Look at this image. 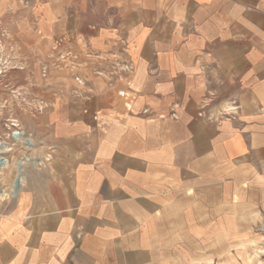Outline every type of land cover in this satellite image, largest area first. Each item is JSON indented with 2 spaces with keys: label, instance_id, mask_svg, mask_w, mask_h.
Returning a JSON list of instances; mask_svg holds the SVG:
<instances>
[{
  "label": "crops",
  "instance_id": "0c3cea01",
  "mask_svg": "<svg viewBox=\"0 0 264 264\" xmlns=\"http://www.w3.org/2000/svg\"><path fill=\"white\" fill-rule=\"evenodd\" d=\"M11 3L42 9L25 40L76 49L28 79L32 127L0 133V264H156L179 197L264 173V0Z\"/></svg>",
  "mask_w": 264,
  "mask_h": 264
},
{
  "label": "rangeland",
  "instance_id": "374dc122",
  "mask_svg": "<svg viewBox=\"0 0 264 264\" xmlns=\"http://www.w3.org/2000/svg\"><path fill=\"white\" fill-rule=\"evenodd\" d=\"M11 1L0 0V133L5 136L20 132L21 126L32 127L26 111L34 107L32 101L42 91L38 79L50 64L60 62L64 51L76 49L72 40L66 46H61L63 41L59 40L51 46L42 40H25L27 37L21 34L38 31L35 24L42 9H21V3L11 7ZM33 42L35 48H27L25 43ZM29 63L38 65L41 71L24 68ZM10 69L24 72L11 73ZM11 74L15 77L13 83H18L16 87ZM34 78H38L35 84L29 82ZM232 111L227 106V119L233 117ZM23 158L26 155L20 158L17 152L12 160ZM234 171L228 164L224 174L194 193L183 194L166 210L167 214L157 218L159 228L154 233L153 247L156 264H264V173L261 167L249 163ZM5 175L12 174L7 172L0 178ZM11 187V183L0 184V194L7 190L3 200L7 207H11Z\"/></svg>",
  "mask_w": 264,
  "mask_h": 264
},
{
  "label": "water",
  "instance_id": "95a60500",
  "mask_svg": "<svg viewBox=\"0 0 264 264\" xmlns=\"http://www.w3.org/2000/svg\"><path fill=\"white\" fill-rule=\"evenodd\" d=\"M6 163V160L3 157H0V166L4 165ZM19 185V176L16 179V186Z\"/></svg>",
  "mask_w": 264,
  "mask_h": 264
},
{
  "label": "bare ground",
  "instance_id": "6f19581e",
  "mask_svg": "<svg viewBox=\"0 0 264 264\" xmlns=\"http://www.w3.org/2000/svg\"><path fill=\"white\" fill-rule=\"evenodd\" d=\"M14 133H15V135H17V136L20 135V132H14Z\"/></svg>",
  "mask_w": 264,
  "mask_h": 264
}]
</instances>
